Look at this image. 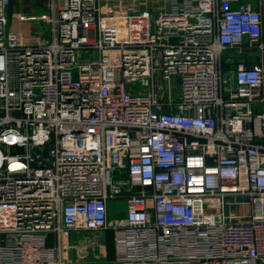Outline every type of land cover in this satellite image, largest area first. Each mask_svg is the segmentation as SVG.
Masks as SVG:
<instances>
[{
    "label": "built area",
    "instance_id": "built-area-1",
    "mask_svg": "<svg viewBox=\"0 0 264 264\" xmlns=\"http://www.w3.org/2000/svg\"><path fill=\"white\" fill-rule=\"evenodd\" d=\"M9 2L0 264H260L264 0H50L29 31ZM106 230L116 260L71 258Z\"/></svg>",
    "mask_w": 264,
    "mask_h": 264
},
{
    "label": "rangeland",
    "instance_id": "rangeland-1",
    "mask_svg": "<svg viewBox=\"0 0 264 264\" xmlns=\"http://www.w3.org/2000/svg\"><path fill=\"white\" fill-rule=\"evenodd\" d=\"M25 0H10L9 5H8V12L10 16V22L12 28L16 30H21V31H29V30H38L39 28L42 27V16L46 14L47 8L49 6L50 0H40V2H35L33 1L34 5L40 6L37 11L35 10L36 8L31 7L30 9H23L22 5L20 4L23 3ZM27 1V0H26ZM24 7V6H23ZM38 12H43V13H38ZM158 16V14H156ZM127 210V201L124 198L121 199H112L109 201V216L111 219H115V217H123L126 214ZM234 212H240V208L238 206H233L231 209ZM110 238L108 240V248L110 252V256H112V249H113V239L112 235L113 232L108 231ZM95 234L92 233L91 231H78L73 233V244H79L81 240L88 241L89 243L97 242L98 243V238L94 236ZM100 242V240H99ZM88 251L90 252L89 255L85 259V261H93L96 258L94 257L93 254V249L92 246H87ZM70 256L76 258L78 254L76 251L73 249L72 253ZM260 264H264V260L260 261Z\"/></svg>",
    "mask_w": 264,
    "mask_h": 264
},
{
    "label": "crops",
    "instance_id": "crops-1",
    "mask_svg": "<svg viewBox=\"0 0 264 264\" xmlns=\"http://www.w3.org/2000/svg\"><path fill=\"white\" fill-rule=\"evenodd\" d=\"M34 0H25L23 3L20 2V4L22 5V8L25 9H30L31 7L33 8H36L35 10L37 11V9L40 7V6H37V5H34L32 3ZM35 2H40V0H35ZM24 6V7H23ZM38 13H41V12H38ZM117 218H121V217H115V219ZM108 231H111V230H106V231H97V232H92L94 233L95 237L98 238L100 240H98V243L97 242H91L89 243L88 241H85V240H81V242L79 244H73V248L70 252V254L72 253L73 249L76 251V253L78 254V256L76 258L72 257L71 258L73 260H82V261H85L83 259H85L87 256H90L89 255V251H88V248L87 246H92V249H93V254H94V257L96 258L95 260L93 261H114L116 260V257H117V249H116V242H115V237H114V233L112 235V239H113V249H112V256H110V252H109V248H108V240L110 238V235H109V232Z\"/></svg>",
    "mask_w": 264,
    "mask_h": 264
}]
</instances>
